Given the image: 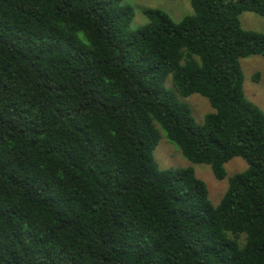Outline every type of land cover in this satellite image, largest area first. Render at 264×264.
Instances as JSON below:
<instances>
[{"label": "trees", "instance_id": "trees-1", "mask_svg": "<svg viewBox=\"0 0 264 264\" xmlns=\"http://www.w3.org/2000/svg\"><path fill=\"white\" fill-rule=\"evenodd\" d=\"M121 2L0 0V264H264V111L240 64L264 55L240 21L264 0L136 29ZM161 132L218 180L247 167L213 204L192 166L159 167Z\"/></svg>", "mask_w": 264, "mask_h": 264}, {"label": "rangeland", "instance_id": "rangeland-1", "mask_svg": "<svg viewBox=\"0 0 264 264\" xmlns=\"http://www.w3.org/2000/svg\"><path fill=\"white\" fill-rule=\"evenodd\" d=\"M121 5L128 6L133 11L130 22L132 29L147 22L143 13L144 9H161L174 21L192 13L190 0H122ZM240 21L242 27L246 29L264 32V16L262 15L246 11L240 15ZM240 64L244 75L243 89L246 97L264 111V55H249L242 58ZM165 86L173 89L170 76L166 77ZM182 100L190 106L192 115L199 124L203 123L204 115L213 110L209 100L198 93H192ZM153 155L161 168L192 166L196 176L206 183L209 198L213 204H217L221 199L227 188L228 178L247 167L243 158L233 157L225 164L226 177L218 180L209 164L194 163L186 159L180 149L166 139L163 132L154 148Z\"/></svg>", "mask_w": 264, "mask_h": 264}]
</instances>
